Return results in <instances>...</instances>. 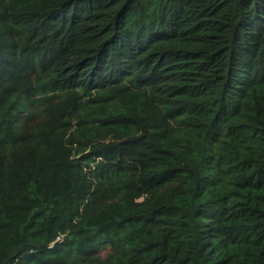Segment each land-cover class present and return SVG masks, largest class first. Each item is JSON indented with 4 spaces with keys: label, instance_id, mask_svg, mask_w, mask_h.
Wrapping results in <instances>:
<instances>
[{
    "label": "trees",
    "instance_id": "trees-1",
    "mask_svg": "<svg viewBox=\"0 0 264 264\" xmlns=\"http://www.w3.org/2000/svg\"><path fill=\"white\" fill-rule=\"evenodd\" d=\"M0 264H264V0H0Z\"/></svg>",
    "mask_w": 264,
    "mask_h": 264
}]
</instances>
